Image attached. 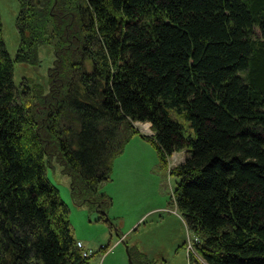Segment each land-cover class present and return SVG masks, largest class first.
I'll return each mask as SVG.
<instances>
[{
  "label": "trees",
  "instance_id": "trees-1",
  "mask_svg": "<svg viewBox=\"0 0 264 264\" xmlns=\"http://www.w3.org/2000/svg\"><path fill=\"white\" fill-rule=\"evenodd\" d=\"M16 26L13 60L0 12V264H91L47 158L109 208L136 135L163 163L189 154L172 170L189 264H264V0H19ZM43 47L48 84L17 85L14 63L41 67Z\"/></svg>",
  "mask_w": 264,
  "mask_h": 264
},
{
  "label": "rangeland",
  "instance_id": "rangeland-1",
  "mask_svg": "<svg viewBox=\"0 0 264 264\" xmlns=\"http://www.w3.org/2000/svg\"><path fill=\"white\" fill-rule=\"evenodd\" d=\"M0 12L4 40L14 60L20 44L16 26L19 0H0ZM40 56L42 64L38 68L14 63L17 85L24 79L30 84H48L55 54L51 47H43ZM141 124L145 125L134 126L140 133L153 136L151 127L145 125L148 130L141 129ZM188 155L187 151L175 153L163 163L152 143L134 136L114 160L111 180L102 185V192L112 200L109 208L92 204L85 195L74 194L72 179L64 166L55 157L50 161L47 158L48 180L69 207L76 240L96 253L91 264H130L129 248L141 251L155 264H189V252L196 254L194 239L175 205L179 179L172 174ZM102 210L107 212V219H101Z\"/></svg>",
  "mask_w": 264,
  "mask_h": 264
},
{
  "label": "built area",
  "instance_id": "built-area-1",
  "mask_svg": "<svg viewBox=\"0 0 264 264\" xmlns=\"http://www.w3.org/2000/svg\"><path fill=\"white\" fill-rule=\"evenodd\" d=\"M78 247H79L80 249H82V254H83V256H84L85 258L90 257L91 254L93 253V251H91V250H87V249L85 248L84 244H83L82 242H80V241L78 242Z\"/></svg>",
  "mask_w": 264,
  "mask_h": 264
},
{
  "label": "bare ground",
  "instance_id": "bare-ground-1",
  "mask_svg": "<svg viewBox=\"0 0 264 264\" xmlns=\"http://www.w3.org/2000/svg\"><path fill=\"white\" fill-rule=\"evenodd\" d=\"M140 127H141V129H145V130H148V127L147 126H145V125H140Z\"/></svg>",
  "mask_w": 264,
  "mask_h": 264
},
{
  "label": "water",
  "instance_id": "water-1",
  "mask_svg": "<svg viewBox=\"0 0 264 264\" xmlns=\"http://www.w3.org/2000/svg\"><path fill=\"white\" fill-rule=\"evenodd\" d=\"M136 127V126H135ZM149 137H151V136H149ZM130 264H134L131 260H130Z\"/></svg>",
  "mask_w": 264,
  "mask_h": 264
}]
</instances>
